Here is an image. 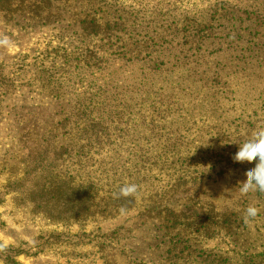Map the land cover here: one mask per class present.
Masks as SVG:
<instances>
[{
  "label": "rangeland",
  "instance_id": "1",
  "mask_svg": "<svg viewBox=\"0 0 264 264\" xmlns=\"http://www.w3.org/2000/svg\"><path fill=\"white\" fill-rule=\"evenodd\" d=\"M106 1L0 0V264H264V0Z\"/></svg>",
  "mask_w": 264,
  "mask_h": 264
},
{
  "label": "clouds",
  "instance_id": "2",
  "mask_svg": "<svg viewBox=\"0 0 264 264\" xmlns=\"http://www.w3.org/2000/svg\"><path fill=\"white\" fill-rule=\"evenodd\" d=\"M238 150L234 154V160H255L254 167L248 169V178L239 183L236 188L238 193H247L252 190L264 192V127H258L244 141L236 143ZM136 191L135 184H126L121 187L120 194L128 196ZM260 209L255 205H249L245 210V220L255 218Z\"/></svg>",
  "mask_w": 264,
  "mask_h": 264
},
{
  "label": "trees",
  "instance_id": "3",
  "mask_svg": "<svg viewBox=\"0 0 264 264\" xmlns=\"http://www.w3.org/2000/svg\"><path fill=\"white\" fill-rule=\"evenodd\" d=\"M8 1H11V0H8ZM96 2H100L101 3V5L100 6H98V8H100V12L102 13V19H103V14L104 13H108V14H110V13H112V12H115L116 11V8L112 5V4H110V3H107V1L106 0H95ZM108 2H109V0H108ZM16 8L15 9H17V8H19L18 6H15ZM34 8H39V6L38 5H36V7H34ZM41 9V8H40ZM33 10V9H32ZM110 11H112V12H110ZM101 17H98V20L101 18ZM97 20V17L94 15V16H92V18L89 20V22H93V23H97V26L99 25L98 24V21ZM113 24H115V21H111V20H107V21H105L104 22V25H113ZM94 34H97L96 32H94V31H92ZM82 41V40H81ZM66 62V61H65Z\"/></svg>",
  "mask_w": 264,
  "mask_h": 264
}]
</instances>
